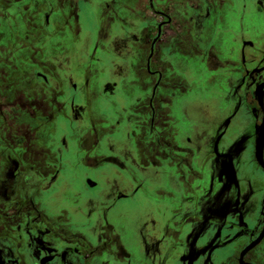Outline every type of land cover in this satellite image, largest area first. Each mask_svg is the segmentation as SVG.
<instances>
[{
  "label": "flooded vegetation",
  "instance_id": "obj_1",
  "mask_svg": "<svg viewBox=\"0 0 264 264\" xmlns=\"http://www.w3.org/2000/svg\"><path fill=\"white\" fill-rule=\"evenodd\" d=\"M140 1L144 8L137 13L148 22L145 30H137L135 15L125 37H113L100 59L93 57L89 38L104 34L102 28L83 30L78 17L83 0L12 1L16 18L23 14L21 6L31 4L30 13L43 9L35 21L45 36L39 64L30 61V49L17 45L18 18L0 9V264H125L132 258L124 246L127 229L145 225L141 215L148 212L162 229L161 239L152 240L154 254L165 247L175 264H264V145L260 158L256 154L264 118V33L258 29L264 27V0H149V7ZM95 2L101 13H113L114 1ZM217 17L228 23L223 34L227 45L219 48L211 40ZM177 20L209 35L204 50L190 48L213 86L204 126L207 139H192L179 129L178 86L170 89L172 97L159 93L162 82L141 87L132 100L123 94L135 85L125 83L116 62L126 61L130 47L153 51L175 34ZM117 26L112 18L110 33ZM33 29L26 31L28 36H34ZM11 67L16 76L3 78L4 68ZM20 70L26 79L20 80ZM148 72L156 75L150 68ZM87 90L113 109L108 122L95 116L94 126L85 130L81 122ZM243 108L251 118L249 156L261 182L255 190L244 184L243 199H236L227 213L217 208L220 192L240 187L237 174L226 173L233 162L226 143L237 135L234 128ZM116 112L118 121L111 124ZM55 116L79 125L80 132L75 130L72 139L57 136L51 126ZM127 128L123 139L132 154L95 156L103 133L118 139ZM75 159L84 168L106 163L109 169L93 177L88 171L79 175ZM65 172L75 174L67 179ZM56 199L68 210L52 213ZM45 213L58 215L57 223L60 215L67 216L61 232L56 233ZM42 221L45 230L39 227Z\"/></svg>",
  "mask_w": 264,
  "mask_h": 264
},
{
  "label": "rangeland",
  "instance_id": "obj_2",
  "mask_svg": "<svg viewBox=\"0 0 264 264\" xmlns=\"http://www.w3.org/2000/svg\"><path fill=\"white\" fill-rule=\"evenodd\" d=\"M12 1L14 0H0V9L3 11L2 13L4 15L14 17L16 20L18 18L17 45L21 48L23 47L24 49H30L28 50L30 51V61H33L36 64L42 63V59H39L37 56L39 52L42 51L41 44L44 42L45 36L38 31L35 21L39 19L38 15L43 12V9L41 8L39 10H35L33 13H30L28 8L31 7V4L21 6L19 12H23V14L18 12L19 15L17 14L16 18L11 15L13 13L11 9L12 6L10 4ZM22 1L25 0H21V2ZM112 1L115 2L113 3V15L111 13H104V11L101 13L98 6H94L96 4L95 0H83V4H80L81 7L78 12L81 26L85 32H89L91 29L97 30L102 28L104 38L100 39L95 34L91 35L89 38L91 45L90 48H95L92 53L94 54L93 57L98 59L104 58V54L101 53H104L103 50L106 44H111L113 37H119L118 39L125 37V33L128 31L130 23L134 22L135 15L138 17V20H136V28L138 31L145 30V27H147L146 24H148L147 21L141 19L140 13H137L142 10V7L144 8V6H139V3H141L140 0L138 2H136V0ZM142 2L146 3V6L148 7L151 4H149V0H143ZM152 2L154 4L157 3L156 0H152ZM179 2L180 0L175 1L177 4ZM57 7L55 6L54 9L56 10ZM152 8L153 7H151V9ZM155 11L156 10L154 8V12ZM226 13L227 11L225 10L220 17L226 16L224 15ZM220 17H217L212 23L215 27V33L211 40L213 46H218V48L227 45L225 41L226 37L223 36V34H225L224 29L228 27V23H221L220 20L218 21ZM112 18L118 22V26L114 31H112V33H110ZM119 23L123 24L125 27L119 26ZM253 24L254 22H251V25ZM256 24L257 22L255 21V25ZM209 25L211 26L210 23ZM126 26L127 29H124ZM32 28H34L33 37L31 35L28 36V33L26 32ZM130 29L134 32L133 26ZM258 29L262 30L264 33L263 26H258ZM174 32L175 34L171 38H166V41H163L161 44H156L153 51H151L150 48H147L145 51L140 50V52H138L136 48L134 50L130 47L126 61L116 62L120 64L123 77H127L125 83H133V85H135L131 87L132 89L129 93L123 92V94L132 100L134 99V96L140 94L138 90L141 87L149 89L152 85L154 86L157 83L161 84L162 82L164 85L162 84L163 86L159 93L161 95H167L173 93L170 89H175V85L178 86L180 93L175 94V112L177 115L179 129L192 139H196L197 137L207 139L209 133L204 126L207 124L206 110L208 109L207 104L210 101L209 98L211 88L213 86L209 83V78L207 79V76H209L210 73L206 72L204 66L201 65L199 58L196 60V58L190 54V48L195 46L201 51L204 50L209 42V35H199L194 28V24H192L191 28V25H188L187 21L179 20L175 23ZM73 48L75 50L81 49V47L78 46H74ZM87 48H89V46L84 47L81 54L85 55L87 53ZM7 60L9 63L10 59L7 58ZM18 62L20 64L22 63V60L19 59ZM148 68L151 69V72H156V75L150 76ZM13 69L16 68L11 67L9 70L4 68L2 71V77H15L16 74H10ZM19 78L20 80L26 79V75H24L21 70L19 71ZM213 81L210 80V82ZM95 94L96 93L87 90L83 96L86 101L84 105L86 108L84 118L87 120L83 119L81 124L85 130L94 126L95 116L104 122H108V116H112L111 111L113 107L111 104L106 100L97 102ZM172 96L173 94L170 97ZM117 110L119 111L118 108H116V111ZM117 114L118 112L113 115L111 124L118 121L116 119ZM63 117L59 118L58 116H55L53 122L51 123L52 130L57 136L67 135L72 139L73 134L77 135L75 130H79L80 132V129H78L79 125L72 124ZM237 119L239 123L234 128L237 135H234L235 138L233 137L230 139V143H226L228 149L233 153V162L231 165H228L226 173L229 176L232 175L233 171L237 174L240 189L230 186L226 188L227 190L220 192V198L217 206L218 209L224 210L227 213H232L231 211L234 210L236 199L239 197L240 199H243L246 192L244 184H250L255 190L259 187L261 182V174H259V172L255 169V166L251 162L249 156L250 148L248 138L250 135L251 125L249 112L243 108L239 111ZM110 129L114 130L115 126L112 125ZM106 131L108 130L106 129ZM116 131L117 130L114 132ZM126 132L122 131V137L118 139L116 138L118 136L110 138L103 133L101 137H99L100 145L96 150L95 156L118 159L123 154H129L128 152H131L130 154H132L131 146H129L128 142L124 140L126 138L123 139L124 135L130 132V129L127 128ZM120 133L121 131H119L118 135H120ZM73 149L74 145L72 144L71 150ZM74 163H72V165L79 175H84L86 173L85 171H88L87 174L93 177L100 174V172H104V170L109 169H107L108 164L103 162V164H100L96 168H84L81 164L78 165L76 159L74 160ZM74 174L75 173L73 172H68V174H66L67 179ZM170 189L175 190V186H171ZM55 206L56 207H54V209H51L52 213H59L68 210L64 202L57 199ZM52 213L49 215L45 213L44 217L47 218L50 223L52 222V224H54L53 228L56 229V233H59L62 230L63 223L66 221L67 216L60 215L62 217V221L57 223L56 218L58 215L54 216ZM141 216L142 219L145 220V225L137 224L127 229L129 236L126 238L124 246L132 258L129 261H126L125 264L132 263L135 260H138L137 264H175V262L171 261L170 257L167 256L165 247L160 246L162 252L154 254L152 240L161 239L162 229H160L157 224L154 225V216L149 214V212L144 214L142 213ZM45 226L46 224L43 221L39 225L42 230H45ZM146 255L148 257H146ZM112 264L118 263L112 262Z\"/></svg>",
  "mask_w": 264,
  "mask_h": 264
},
{
  "label": "water",
  "instance_id": "obj_3",
  "mask_svg": "<svg viewBox=\"0 0 264 264\" xmlns=\"http://www.w3.org/2000/svg\"><path fill=\"white\" fill-rule=\"evenodd\" d=\"M263 145H264V118H263V122L261 124V131H260V135H259V139H258V143H257V149H256V154L259 158L261 156V151H262Z\"/></svg>",
  "mask_w": 264,
  "mask_h": 264
}]
</instances>
